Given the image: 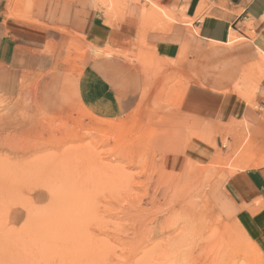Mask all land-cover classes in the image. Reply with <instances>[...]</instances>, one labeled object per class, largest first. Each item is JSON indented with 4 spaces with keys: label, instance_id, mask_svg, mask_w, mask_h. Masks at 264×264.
<instances>
[{
    "label": "rangeland",
    "instance_id": "rangeland-1",
    "mask_svg": "<svg viewBox=\"0 0 264 264\" xmlns=\"http://www.w3.org/2000/svg\"><path fill=\"white\" fill-rule=\"evenodd\" d=\"M35 2L0 0V10L28 21ZM96 2L115 15L141 1ZM162 18L145 15L135 52L121 55L145 83L141 102L123 118L59 106L75 101L67 74H33L13 89L0 84V264H264L256 219L220 214L213 196L216 181L221 192L248 168L246 145L257 151L239 109L264 78V53L230 94L236 108L199 131L190 130L194 123L172 130L166 118L195 81L147 44L146 32L175 21ZM233 33L231 46L245 42ZM72 51L79 56L66 62L84 63L86 49L73 43Z\"/></svg>",
    "mask_w": 264,
    "mask_h": 264
},
{
    "label": "crops",
    "instance_id": "crops-1",
    "mask_svg": "<svg viewBox=\"0 0 264 264\" xmlns=\"http://www.w3.org/2000/svg\"><path fill=\"white\" fill-rule=\"evenodd\" d=\"M140 1L118 8L114 15L98 9L96 0H36L28 9V21L8 18L0 10V84L13 89L17 80L24 83L33 74H67L63 83L71 84L75 101L59 106H77L94 117L118 120L138 106L145 85L138 66L121 55L135 52L145 15L159 21L171 16L175 21L168 30L145 33L147 44L158 57L190 72L195 82L180 99L178 113L166 119L172 130L186 131L192 123L190 130L199 131L218 122L226 107L236 108L230 94L244 73L261 61L264 0ZM233 32L245 42L231 46ZM73 43L86 49L82 64L66 62L79 56L69 53ZM96 50L110 54L96 57ZM258 83L251 101L239 109L257 151L252 153L253 147L246 145L248 168L229 177L221 192V181H216L213 196L220 214L235 221L256 219L261 233H253L264 241V78ZM257 203L261 210H244Z\"/></svg>",
    "mask_w": 264,
    "mask_h": 264
},
{
    "label": "bare ground",
    "instance_id": "bare-ground-1",
    "mask_svg": "<svg viewBox=\"0 0 264 264\" xmlns=\"http://www.w3.org/2000/svg\"><path fill=\"white\" fill-rule=\"evenodd\" d=\"M159 11V10H158ZM236 37H235V35H234V33H232V36H231V42L232 43H234V42H236V39H235ZM55 123V122H54ZM97 138V137H96ZM179 185V184H178ZM136 231H134V234H136L135 233ZM132 237H134V236H132ZM139 237V236H138ZM181 237V236H180ZM179 236H174L172 239H170V241L171 242H173V243H176V242H178V241H180V238ZM171 238V237H170ZM126 239V238H125ZM127 239H130V237L129 238H127ZM134 239V238H133ZM133 239H130V240H128V241H130V242H128L127 244H130L132 241L131 240H133ZM134 241V240H133ZM168 241V240H167ZM125 242H127L126 240H125ZM169 242V241H168ZM180 243V242H179ZM134 257V256H133ZM137 263V262H136Z\"/></svg>",
    "mask_w": 264,
    "mask_h": 264
}]
</instances>
